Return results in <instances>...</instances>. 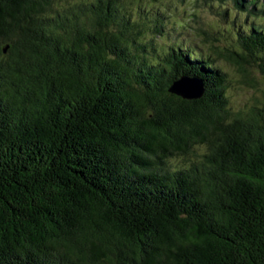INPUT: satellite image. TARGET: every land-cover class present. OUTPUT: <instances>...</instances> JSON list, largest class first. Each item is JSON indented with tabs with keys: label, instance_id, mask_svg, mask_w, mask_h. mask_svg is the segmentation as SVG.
Listing matches in <instances>:
<instances>
[{
	"label": "trees",
	"instance_id": "obj_1",
	"mask_svg": "<svg viewBox=\"0 0 264 264\" xmlns=\"http://www.w3.org/2000/svg\"><path fill=\"white\" fill-rule=\"evenodd\" d=\"M232 1L212 55L163 0H0V264H264V101L220 64L264 77V0Z\"/></svg>",
	"mask_w": 264,
	"mask_h": 264
},
{
	"label": "rangeland",
	"instance_id": "obj_2",
	"mask_svg": "<svg viewBox=\"0 0 264 264\" xmlns=\"http://www.w3.org/2000/svg\"><path fill=\"white\" fill-rule=\"evenodd\" d=\"M163 2L157 4L167 13L168 38L165 40L170 43L183 40L205 54L214 55L216 50L231 46L234 43L233 33L230 32L232 22L236 16H239L238 23L246 18L244 13L238 14L234 9L232 0H163ZM228 7L226 15L225 10ZM155 41L162 42L163 38L158 37ZM220 64L231 76L227 94L233 109H245L264 101L263 75L255 72L253 73L255 79L245 81L232 65L222 60ZM255 82L256 85H252ZM193 149H196V153L192 151L189 156L172 155L169 158L170 164L174 166L182 165L189 160L197 162L202 160L206 145L199 143L193 146Z\"/></svg>",
	"mask_w": 264,
	"mask_h": 264
},
{
	"label": "water",
	"instance_id": "obj_3",
	"mask_svg": "<svg viewBox=\"0 0 264 264\" xmlns=\"http://www.w3.org/2000/svg\"><path fill=\"white\" fill-rule=\"evenodd\" d=\"M7 48L8 46L4 48V51H6ZM184 84L185 86H183ZM170 91L184 98L196 99L203 95L204 86L198 79L182 77L178 81L174 82Z\"/></svg>",
	"mask_w": 264,
	"mask_h": 264
}]
</instances>
